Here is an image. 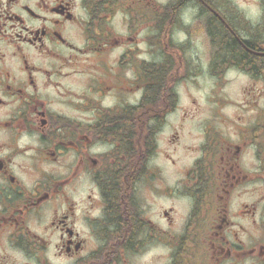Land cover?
<instances>
[{"label":"flooded vegetation","instance_id":"flooded-vegetation-1","mask_svg":"<svg viewBox=\"0 0 264 264\" xmlns=\"http://www.w3.org/2000/svg\"><path fill=\"white\" fill-rule=\"evenodd\" d=\"M200 1L0 0V264H264V0L246 35ZM175 25L206 67L136 52Z\"/></svg>","mask_w":264,"mask_h":264},{"label":"rangeland","instance_id":"rangeland-1","mask_svg":"<svg viewBox=\"0 0 264 264\" xmlns=\"http://www.w3.org/2000/svg\"><path fill=\"white\" fill-rule=\"evenodd\" d=\"M158 2H167L169 0H157ZM216 6L220 8V12L223 15H227V17L233 21L237 22V25H242V32L243 35H246V29H244L245 26H243V22H248L246 24L247 31H249V28H254L257 26V22L260 21L261 15H262V9H261V0H217ZM185 15H187V18L192 17L193 13V7L191 5H188L184 8ZM246 28V27H245ZM167 28H164L166 30ZM137 30V41L134 42L136 52H140L142 56L145 58H148L150 56L151 60H159L161 58V47L157 40H155L152 37L151 46L149 45V49L147 50V45L140 43L141 37H143L146 33L144 28L136 29ZM124 30H121L123 32ZM157 32L156 28H152V35ZM168 35L170 36L171 29L167 31ZM192 36L186 35V30L181 29L179 27L174 29L173 32V39L174 41L178 40L180 42H186L184 44L185 49V55L188 56L187 58L190 61V65L194 68L203 69L207 66V57L209 53V45L207 41L205 40V36L201 33V31H195V33H192ZM166 36V37H169ZM252 36V35H251ZM188 37V38H187ZM188 39L190 41H188ZM131 44V41L128 43ZM209 48V49H208ZM167 52V50H165ZM199 63L198 65H196ZM208 81H204V77L200 76L198 78H195L194 81L191 80V82L184 81V84L182 85V94L181 99L179 102L178 109L175 111V114L177 116H181V110L185 108L192 109L191 102L193 100L196 101V105L202 104L206 100V95L208 92ZM205 109V107H204ZM187 138V136H186Z\"/></svg>","mask_w":264,"mask_h":264},{"label":"trees","instance_id":"trees-1","mask_svg":"<svg viewBox=\"0 0 264 264\" xmlns=\"http://www.w3.org/2000/svg\"><path fill=\"white\" fill-rule=\"evenodd\" d=\"M201 1H200L201 5L209 4L213 8H215L214 6L217 5L216 4L217 0H201ZM223 19L227 20V21L229 20L226 17H224ZM216 20H218V19L216 18ZM169 28L170 27H168L166 30L158 29V32L154 33L152 36L155 40L158 41L159 45L163 48L164 52H165V50H167L168 53H174V54L175 53H177V54L181 53V49L177 45L170 43V41L168 40L169 38L167 39V37H166V36H169L168 32H167L169 30ZM199 29L201 30L200 27H199ZM238 53H239L238 51L237 52L235 51V54H238ZM170 69H171V66L165 67V66L161 65L160 63H152V66H151L152 86L150 89V95H151L150 107H151L152 111L160 110V107H161V99H160V97H161V86H162V83H164V77L161 74V71L163 72L164 70H166L168 72ZM169 94H170V92H168V95ZM143 105H144V103H143ZM142 111H144L143 106L137 108L136 109V116H143Z\"/></svg>","mask_w":264,"mask_h":264}]
</instances>
